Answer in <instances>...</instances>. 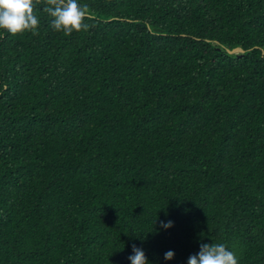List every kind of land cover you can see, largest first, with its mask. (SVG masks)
<instances>
[{
    "label": "trees",
    "instance_id": "1",
    "mask_svg": "<svg viewBox=\"0 0 264 264\" xmlns=\"http://www.w3.org/2000/svg\"><path fill=\"white\" fill-rule=\"evenodd\" d=\"M78 2L0 30V264H264V0Z\"/></svg>",
    "mask_w": 264,
    "mask_h": 264
},
{
    "label": "clouds",
    "instance_id": "2",
    "mask_svg": "<svg viewBox=\"0 0 264 264\" xmlns=\"http://www.w3.org/2000/svg\"><path fill=\"white\" fill-rule=\"evenodd\" d=\"M40 3V0H35ZM34 0H0V30L11 35L24 32L38 34L39 17L36 14ZM42 11L51 17L50 26L57 32L70 36L73 32L87 31L89 25L84 21L91 17L89 6L80 4L78 0H43ZM172 226L171 221L162 225ZM133 255L128 259L131 264H149L145 252L135 244L132 246ZM174 253H165L166 260H172ZM187 264H238L236 254L230 251L224 243H201L200 251L190 255Z\"/></svg>",
    "mask_w": 264,
    "mask_h": 264
},
{
    "label": "water",
    "instance_id": "3",
    "mask_svg": "<svg viewBox=\"0 0 264 264\" xmlns=\"http://www.w3.org/2000/svg\"><path fill=\"white\" fill-rule=\"evenodd\" d=\"M156 30H158V29H156ZM226 51L229 52V53L241 54V53L244 52V49L242 47L238 46V47H234L232 49L226 48Z\"/></svg>",
    "mask_w": 264,
    "mask_h": 264
}]
</instances>
